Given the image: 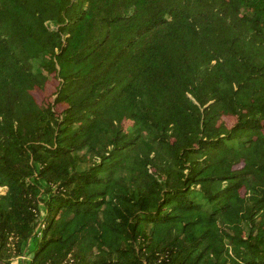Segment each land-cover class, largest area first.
Wrapping results in <instances>:
<instances>
[{"label": "trees", "instance_id": "obj_1", "mask_svg": "<svg viewBox=\"0 0 264 264\" xmlns=\"http://www.w3.org/2000/svg\"><path fill=\"white\" fill-rule=\"evenodd\" d=\"M0 188L7 264H264V0H0Z\"/></svg>", "mask_w": 264, "mask_h": 264}, {"label": "rangeland", "instance_id": "obj_2", "mask_svg": "<svg viewBox=\"0 0 264 264\" xmlns=\"http://www.w3.org/2000/svg\"><path fill=\"white\" fill-rule=\"evenodd\" d=\"M55 85H56V81L53 80L49 85L50 92H53L55 90ZM37 96H38L39 100H41V98L43 97L42 93H40V92H37ZM0 191H3V190L1 189Z\"/></svg>", "mask_w": 264, "mask_h": 264}, {"label": "built area", "instance_id": "obj_3", "mask_svg": "<svg viewBox=\"0 0 264 264\" xmlns=\"http://www.w3.org/2000/svg\"><path fill=\"white\" fill-rule=\"evenodd\" d=\"M3 190L4 188H0V190ZM19 258H21V259H26V256L25 255H23V256H20ZM18 260L17 259H15V262H17Z\"/></svg>", "mask_w": 264, "mask_h": 264}, {"label": "water", "instance_id": "obj_4", "mask_svg": "<svg viewBox=\"0 0 264 264\" xmlns=\"http://www.w3.org/2000/svg\"><path fill=\"white\" fill-rule=\"evenodd\" d=\"M0 264H7L6 262H4V261H2V260H0Z\"/></svg>", "mask_w": 264, "mask_h": 264}]
</instances>
